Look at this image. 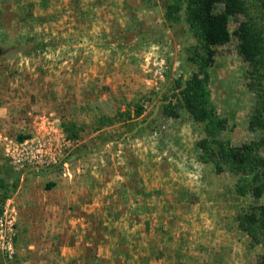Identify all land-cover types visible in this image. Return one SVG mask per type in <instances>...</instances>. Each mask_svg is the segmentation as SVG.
<instances>
[{
	"label": "rangeland",
	"instance_id": "1",
	"mask_svg": "<svg viewBox=\"0 0 264 264\" xmlns=\"http://www.w3.org/2000/svg\"><path fill=\"white\" fill-rule=\"evenodd\" d=\"M181 17L165 20L161 0H0V264H254L263 254L236 216L264 205V191L240 194L225 164L200 158L202 124L163 111L172 81L196 69ZM246 19L230 21L207 69L226 119L218 137L233 146L258 137L233 32ZM38 144L47 165L31 158Z\"/></svg>",
	"mask_w": 264,
	"mask_h": 264
},
{
	"label": "trees",
	"instance_id": "2",
	"mask_svg": "<svg viewBox=\"0 0 264 264\" xmlns=\"http://www.w3.org/2000/svg\"><path fill=\"white\" fill-rule=\"evenodd\" d=\"M161 1L165 20H178L182 16L197 38V43L188 49L190 53L184 48L186 60L195 64L196 69L172 81L163 111L177 117L179 107L202 124L204 136L196 142L202 151L200 158L213 162L219 171V163L225 164L236 174L235 187L240 194L251 192L259 197L264 191V0ZM241 14L248 19L240 20L233 32L238 40V53L248 65L246 85L253 94L248 127L258 132V137L233 146L218 137L226 127V119L217 114L210 99L207 69L214 62L211 46L230 40L229 23ZM142 110L137 105L133 116L138 117ZM126 114L129 118V111ZM67 136L74 139L78 135L72 129ZM5 194L4 191L3 199ZM236 218L238 227L249 234L253 243L263 247V254L254 264H264V205L250 206Z\"/></svg>",
	"mask_w": 264,
	"mask_h": 264
},
{
	"label": "built area",
	"instance_id": "3",
	"mask_svg": "<svg viewBox=\"0 0 264 264\" xmlns=\"http://www.w3.org/2000/svg\"><path fill=\"white\" fill-rule=\"evenodd\" d=\"M36 154L31 155V158L34 162L38 163H45L46 165L49 162V159L46 156V150L44 149V147H42L41 144H38V148L36 149Z\"/></svg>",
	"mask_w": 264,
	"mask_h": 264
}]
</instances>
